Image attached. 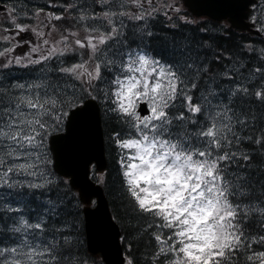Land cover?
Instances as JSON below:
<instances>
[{"label":"snow or ice","instance_id":"6c2138e0","mask_svg":"<svg viewBox=\"0 0 264 264\" xmlns=\"http://www.w3.org/2000/svg\"><path fill=\"white\" fill-rule=\"evenodd\" d=\"M57 7L14 0L0 21V264H102L84 232L116 224L118 264H264V46L163 34L161 14L193 23L180 0ZM101 119L117 150L111 218L87 180Z\"/></svg>","mask_w":264,"mask_h":264},{"label":"water","instance_id":"95a60500","mask_svg":"<svg viewBox=\"0 0 264 264\" xmlns=\"http://www.w3.org/2000/svg\"><path fill=\"white\" fill-rule=\"evenodd\" d=\"M185 1L187 5H189L194 12L198 11L202 13H207L216 18L231 16V18L235 21L236 25L241 26L242 28H246L249 26V24L244 21V18L247 17V13L245 11L249 7V5L253 2V0H244L242 2V5L239 7L233 4L232 1L234 0H185ZM92 151L96 157V159L93 161H96L99 169H103L106 166V160L104 154L101 120L98 125L97 137ZM59 172L63 174V171H59ZM77 175L80 178H83L82 170L79 168H77ZM87 180L89 183L92 184V187L96 191V195L94 196H96L98 199V204L101 207V212L103 216L107 218L113 217L111 210L109 208L107 198L104 194L103 188L93 183L89 178V174ZM113 222L115 223V221ZM119 236H120V228L118 224H116L114 230H112L106 237H102L98 232L86 230L88 249L93 253L101 252L108 264H118V261L123 260L124 258L122 245L119 241ZM117 248L120 249V255H117L116 253Z\"/></svg>","mask_w":264,"mask_h":264},{"label":"trees","instance_id":"16d2710c","mask_svg":"<svg viewBox=\"0 0 264 264\" xmlns=\"http://www.w3.org/2000/svg\"><path fill=\"white\" fill-rule=\"evenodd\" d=\"M158 19H159L160 23L157 24V29L162 30L163 34L171 35L173 32H177V33L186 32L189 34H197V35H202V36L205 35L204 33H195V30L197 28H199L197 25H193L192 23L185 25L181 21H177L175 16H173L171 23H178L180 25V28L178 30H174V29H170V28L166 27V25L169 22L164 17H158ZM204 27H207V26H203L201 28H204ZM214 35H216L219 42L225 48L231 49V48H234L235 46L243 45V44H249V43L253 44L257 48H259L260 39L256 36H251L250 34L240 33V32L234 31V30H229L227 32L217 30L214 33ZM103 127H104L105 141H106V153H107V157H108V167H107L105 173H108V176H109V186L106 187L104 184H103V186H104L105 191L107 193V196L109 198L111 209L113 211V215H114V217H116L118 214V205H117L116 200L114 199V192L116 191L115 185L119 181V177L116 175V171H117V163H116L117 150L108 141L107 133H108L109 129H108V126L105 125L104 121H103ZM73 191H75V190L73 189ZM120 228L122 231V235H126V233L124 232V229L121 226H120ZM145 239H147V237H145ZM83 240H84V248L82 249V252L86 256H89V257L96 259V256L90 254L87 250L86 240H85V232H84ZM132 244H133L132 251L136 255H139L141 252L145 251L146 248L149 250L151 248V246L145 244L144 241H141L139 244H137L135 241H132ZM123 248H124L125 254H127V250H126L124 241H123Z\"/></svg>","mask_w":264,"mask_h":264},{"label":"flooded vegetation","instance_id":"af4514ba","mask_svg":"<svg viewBox=\"0 0 264 264\" xmlns=\"http://www.w3.org/2000/svg\"><path fill=\"white\" fill-rule=\"evenodd\" d=\"M2 3L5 4V6L7 5V7H9V4L7 3L8 0H0ZM37 0H35L34 2V7H45V11H58V7L59 5H63L65 4L66 2H72V0H51V7H48V3H49V0H38L39 2H36ZM32 8V7H30ZM4 9V8H3ZM5 14V11L4 13H2V15ZM54 23L58 25H60L62 22H56L54 21ZM21 35H23L25 37V40L26 41H35V37L31 34V33H22ZM17 39H19V37H17ZM22 50H27V45L25 44L22 48Z\"/></svg>","mask_w":264,"mask_h":264},{"label":"rangeland","instance_id":"374dc122","mask_svg":"<svg viewBox=\"0 0 264 264\" xmlns=\"http://www.w3.org/2000/svg\"><path fill=\"white\" fill-rule=\"evenodd\" d=\"M16 51H17L16 52L17 55H22L23 54V50H21V48H18Z\"/></svg>","mask_w":264,"mask_h":264}]
</instances>
